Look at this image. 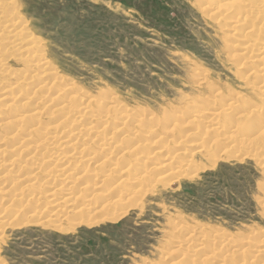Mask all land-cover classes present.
<instances>
[{
  "label": "rangeland",
  "instance_id": "1",
  "mask_svg": "<svg viewBox=\"0 0 264 264\" xmlns=\"http://www.w3.org/2000/svg\"><path fill=\"white\" fill-rule=\"evenodd\" d=\"M246 2L0 0V264H264V50H242L264 22Z\"/></svg>",
  "mask_w": 264,
  "mask_h": 264
},
{
  "label": "bare ground",
  "instance_id": "2",
  "mask_svg": "<svg viewBox=\"0 0 264 264\" xmlns=\"http://www.w3.org/2000/svg\"><path fill=\"white\" fill-rule=\"evenodd\" d=\"M242 1H245V0H216V1H214V0H211V2H216V8H218L219 9V11H221V10H224V11H229V10H231L232 8H235V7H238V6H241L242 5ZM264 2V1H263ZM246 3H248L247 5H250V6H253V7H255L256 9H254V10H252V11H249L248 13H247V15L245 16V17H243L242 18V22H244V21H247L248 19H252V21H256L257 19H258V14L260 13V12H263V14H262V16H261V22H264V3H261L260 5H258L254 0H247V2ZM4 8V6H0V11H2V9ZM240 21V22H241ZM237 23V22H236ZM239 26H240V23H239ZM6 28H8V30H6V32H12V34L13 35H11L10 36V38H11V41L8 43V45H9V47L11 46L12 48H17L18 50H19V48H18V46H20V45H23V47H22V49L25 47V48H27L26 46H28V44H24V42H29V40L27 39V38H20L21 36L20 35H18V33H16V30H17V27L15 26V25H9V26H7ZM0 32H1V30H0ZM2 32H3V30H2ZM9 38V39H10ZM23 43V44H22ZM34 45H36L37 43H33ZM263 44V43H262ZM26 45V46H25ZM261 45V44H260ZM257 46V44H255V43H252V44H248V46H244V47H242V50H244V53H251L252 51H253V49H256V50H258V51H261L262 52V50H264V48L263 47H256ZM262 46V45H261ZM29 47V46H28ZM27 50V49H26ZM25 50V51H26ZM12 51V50H11ZM260 53V52H259ZM258 53V54H259ZM263 53V52H262ZM5 54V53H4ZM243 54V53H242ZM263 58V57H262ZM262 58H259L258 60H261V61H264V59H262ZM41 64H46V62H44V58H43V56H40L39 58H37L36 60H35V67H41V66H39V65H41ZM264 63H262V65H263ZM43 67H46V65H44ZM43 69V68H42ZM259 76L261 77H264V74H260L259 73ZM31 78H33V77H31ZM261 83H264V80L262 79L261 80ZM51 84V83H50ZM264 86V85H263ZM43 87H45V86H43ZM44 89V88H43ZM47 91H49L48 89H47ZM31 93V92H30ZM33 93V92H32ZM31 93V94H32ZM35 93V92H34ZM34 95V94H33ZM34 113H35V111H33ZM33 112H32V114H33ZM253 111L251 110V113H252ZM78 113V112H77ZM76 113V114H77ZM199 115H203L204 114V112H197ZM31 114V113H30ZM36 114V116H37V112L35 113ZM34 115V114H33ZM26 116V115H25ZM24 116V117H25ZM29 116H32V115H29ZM16 117H21L20 115H14L12 118L14 119V118H16ZM23 117V116H22ZM33 117V116H32ZM217 117H218V115L216 116L215 114H212V115H209L208 116V119L210 120V123L211 124H213L215 121H216V119H217ZM29 118V117H28ZM21 119H23V118H21ZM27 119V118H26ZM6 120V119H5ZM12 120V119H11ZM16 120H20V119H16ZM24 120V119H23ZM22 120V121H23ZM32 120V119H31ZM99 120V119H98ZM14 121V120H13ZM21 121V120H20ZM6 123V122H5ZM10 123V122H9ZM17 123V122H16ZM21 123V122H20ZM19 123V124H20ZM100 123H101V121H100ZM15 124V123H14ZM96 124L98 125L99 124V121H96ZM5 125V124H4ZM8 125V124H7ZM10 125H11V123H10ZM58 126V125H57ZM237 126V125H236ZM88 127V126H87ZM237 127H239V126H237ZM235 128V127H234ZM85 129V128H84ZM93 129H94V127L93 126H90V127H88L87 129H85L81 134H87V135H89V133H92V131H93ZM232 129V128H231ZM37 130V129H36ZM235 130V132H237L236 131V129H234ZM119 132V131H118ZM152 132H154V130H152ZM152 132L148 129L147 130V132H146V134L147 135H150V134H152ZM234 132V131H233ZM233 132H229L230 134H228L227 136H225V137H223V141L224 142H232V141H234V139H235V137H234V135L235 134H233ZM16 133V132H15ZM15 133H14V135H15ZM79 133V132H78ZM17 134V133H16ZM13 135V136H14ZM28 135H30L29 133H28ZM123 135V134H122ZM121 135V136H122ZM31 136V135H30ZM74 136V135H73ZM73 136H68V140L67 141H64V143L65 144H69L70 145V142H73V143H77V140H76V138L75 139H73L72 137ZM121 138V137H120ZM78 139V138H77ZM105 140V139H104ZM93 141V140H92ZM89 142H91L90 140H89ZM73 143H72V145H73ZM82 143V142H81ZM85 143V142H84ZM75 144H74V146H75ZM78 144V143H77ZM77 144H76V146H77ZM69 145H67V147L69 146ZM84 145V144H83ZM106 145H109V143L108 144H106ZM82 146V145H81ZM88 146V145H87ZM38 147V145H35L34 146V149L35 148H37ZM69 148V147H68ZM77 148H78V146H77ZM112 149H113V147H111ZM73 149V148H72ZM15 150V149H14ZM13 150V151H14ZM75 150H76V148H75ZM79 150V149H78ZM85 150V149H84ZM83 151V150H82ZM114 151V150H113ZM79 152H80V150H79ZM110 153L112 152V151H109ZM186 153V155H187V158H191L194 154H188L187 152H185ZM81 154V153H80ZM114 154V153H113ZM158 154H160V151H158V152H156V151H154L153 152V155H152V160H151V164L152 163H154V157L156 156V155H158ZM180 154H182V153H180V152H178V153H176V155H180ZM117 156H119V154H117ZM65 157V156H64ZM66 157H68V156H66ZM94 157H95V155L92 157V158H89V159H87V162H90V161H93L94 160ZM110 157H112V155L110 156H108V154H107V152L104 154V158H110ZM120 157H122V155L120 156ZM108 159H106V160H103L101 163H100V165H104V162H106ZM191 160H187L186 161V163H181V161H180V165H175V166H172V167H167V170L168 171H163V173H162V177H161V180H165V179H167L169 176H171V175H173L174 177H176V176H182L183 175V171H185V170H189V169H193L194 167L191 165ZM107 163V162H106ZM9 164V163H8ZM158 165V164H157ZM168 164H166V166H167ZM154 166V165H153ZM151 167L150 169L152 170V171H155V170H157L156 172H158V171H160V168H154V167ZM193 167V168H192ZM115 169V168H114ZM172 171V172H171ZM142 177L143 176H139V180H141L142 179ZM126 182H128V179L126 180L125 178H122L121 179V183H120V188H121V184L122 183H126ZM142 182V181H141ZM123 184V185H124ZM99 190H101V189H99ZM95 191H97V189H95ZM94 195L96 196V198H97V196H99V197H103V196H105V195H102L101 193H99V192H97V193H94ZM124 196V195H123ZM114 197H116V195L114 196ZM104 201H106V199L104 200ZM107 202V201H106ZM109 202V201H108ZM114 202H116V201H114ZM5 204H7V203H5ZM110 204H112L111 202H109L108 203V205H110ZM114 205V204H113ZM102 206V205H101ZM107 208V207H106ZM108 209V208H107Z\"/></svg>",
  "mask_w": 264,
  "mask_h": 264
}]
</instances>
